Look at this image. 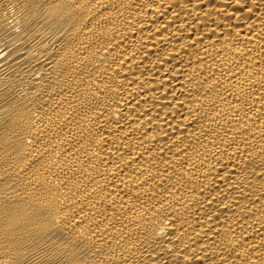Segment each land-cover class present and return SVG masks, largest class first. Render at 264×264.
I'll return each instance as SVG.
<instances>
[{"label": "bare ground", "instance_id": "obj_1", "mask_svg": "<svg viewBox=\"0 0 264 264\" xmlns=\"http://www.w3.org/2000/svg\"><path fill=\"white\" fill-rule=\"evenodd\" d=\"M0 264H264V0H0Z\"/></svg>", "mask_w": 264, "mask_h": 264}]
</instances>
